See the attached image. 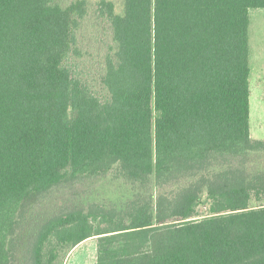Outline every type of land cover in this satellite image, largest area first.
Returning <instances> with one entry per match:
<instances>
[{"label": "trees", "instance_id": "1", "mask_svg": "<svg viewBox=\"0 0 264 264\" xmlns=\"http://www.w3.org/2000/svg\"><path fill=\"white\" fill-rule=\"evenodd\" d=\"M253 8L264 0H0V264L23 263L39 201L110 174L132 198L49 218L26 264L93 236L96 264H264Z\"/></svg>", "mask_w": 264, "mask_h": 264}, {"label": "rangeland", "instance_id": "2", "mask_svg": "<svg viewBox=\"0 0 264 264\" xmlns=\"http://www.w3.org/2000/svg\"><path fill=\"white\" fill-rule=\"evenodd\" d=\"M97 1V0H91ZM118 6L122 0H115ZM250 46L251 51H255L256 55L260 54L259 63H255L252 58L251 67V136L254 139H264V8H253L250 10ZM96 26H89L87 22L84 27V34L87 35V42L93 43L95 37ZM91 31V35L89 34ZM94 56L98 54V44ZM258 130H261L257 133ZM153 191L157 193V187L153 186ZM134 186L126 181L108 176L97 178H87L83 181L75 183H64L56 188L50 195L44 197L30 211V215L23 220V227L20 228L22 240L19 242L17 257L22 264L29 262L31 257L32 244L34 238L43 222L49 218L70 213L73 211H94L104 207L107 210H115L116 204L120 203V199L128 201L133 196ZM259 201L252 200L251 205L256 206ZM208 200L204 195L203 203L199 204V213L206 214L208 211ZM97 236H93L81 242L70 252L64 250L60 252L62 256L58 264H96L97 262ZM25 259V260H24ZM20 264V263H19ZM28 264V263H27Z\"/></svg>", "mask_w": 264, "mask_h": 264}, {"label": "crops", "instance_id": "3", "mask_svg": "<svg viewBox=\"0 0 264 264\" xmlns=\"http://www.w3.org/2000/svg\"><path fill=\"white\" fill-rule=\"evenodd\" d=\"M251 58L257 64V63H259V60H260V54L256 55L255 51H250V62H251ZM250 69H251V67H250ZM250 75H251V73H250ZM250 83H251V81H250ZM251 91H252V88H251ZM251 97H252V94H251ZM263 103H264V101H263ZM259 131H261V130H258L257 133Z\"/></svg>", "mask_w": 264, "mask_h": 264}]
</instances>
